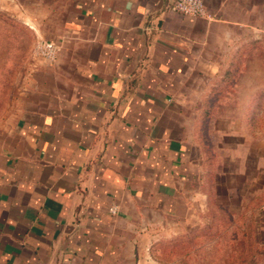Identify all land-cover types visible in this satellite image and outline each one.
Wrapping results in <instances>:
<instances>
[{"label": "crops", "instance_id": "obj_1", "mask_svg": "<svg viewBox=\"0 0 264 264\" xmlns=\"http://www.w3.org/2000/svg\"><path fill=\"white\" fill-rule=\"evenodd\" d=\"M173 2L52 0L34 18L59 51L0 151V264H159L202 182L197 108L264 37V0H203V16Z\"/></svg>", "mask_w": 264, "mask_h": 264}, {"label": "rangeland", "instance_id": "obj_2", "mask_svg": "<svg viewBox=\"0 0 264 264\" xmlns=\"http://www.w3.org/2000/svg\"><path fill=\"white\" fill-rule=\"evenodd\" d=\"M19 1L20 13L12 0H0V151L16 140L32 101L46 98L43 83L30 79L44 67L34 47L45 36L34 18L52 0ZM196 112L198 147L205 134L213 165L198 166L197 155L202 182L190 212L154 244L152 256L159 264H264V37L234 50Z\"/></svg>", "mask_w": 264, "mask_h": 264}, {"label": "built area", "instance_id": "obj_3", "mask_svg": "<svg viewBox=\"0 0 264 264\" xmlns=\"http://www.w3.org/2000/svg\"><path fill=\"white\" fill-rule=\"evenodd\" d=\"M172 8L185 15L203 16L206 13L203 0H174ZM58 51L59 45L54 40H38L34 47L35 54L48 61H54Z\"/></svg>", "mask_w": 264, "mask_h": 264}, {"label": "trees", "instance_id": "obj_4", "mask_svg": "<svg viewBox=\"0 0 264 264\" xmlns=\"http://www.w3.org/2000/svg\"><path fill=\"white\" fill-rule=\"evenodd\" d=\"M208 112H206V114H207ZM196 131H197V129H196ZM198 135V134H197ZM197 137V136H196ZM205 140H206V142H205ZM202 142H203V144H204V147L202 146V148L201 147H199L200 148V151H201V154L203 155L202 156V161H203V164H207V163H209V164H211V165H213V159H212V156H213V152L210 150V146H208V142H207V139L205 138V134L204 135H202ZM198 143V142H197ZM206 146V147H205ZM212 167V166H211ZM205 174H206V176H208V178L210 179V177H215V175H216V173H215V169L213 170L212 168L211 169H208V171L207 172H205Z\"/></svg>", "mask_w": 264, "mask_h": 264}]
</instances>
